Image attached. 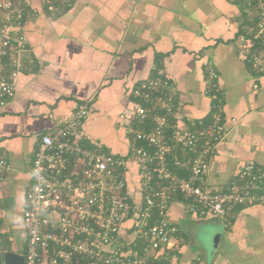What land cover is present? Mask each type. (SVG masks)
I'll list each match as a JSON object with an SVG mask.
<instances>
[{
    "label": "crops",
    "instance_id": "crops-1",
    "mask_svg": "<svg viewBox=\"0 0 264 264\" xmlns=\"http://www.w3.org/2000/svg\"><path fill=\"white\" fill-rule=\"evenodd\" d=\"M21 2L31 14L23 31L34 64L17 77L14 97L0 107L4 251L24 252L29 159L40 136L88 100L83 128L89 144L126 155L119 115L133 108L131 91L154 76V67L163 68L175 84V119L187 122L211 115L203 61L213 62L225 136L210 163L208 190L226 191L248 164L264 170V73L244 52L249 42L236 0ZM134 175L129 169L128 180ZM230 218L225 225L215 216L198 217L182 202L172 203L170 219L184 242L169 264H264V205L238 206Z\"/></svg>",
    "mask_w": 264,
    "mask_h": 264
},
{
    "label": "built area",
    "instance_id": "built-area-1",
    "mask_svg": "<svg viewBox=\"0 0 264 264\" xmlns=\"http://www.w3.org/2000/svg\"><path fill=\"white\" fill-rule=\"evenodd\" d=\"M240 1L252 11L245 26L247 36L256 35L264 43V0ZM47 9L52 11L53 5L49 3ZM29 14L21 0H0V107L14 97L17 77L34 64L23 31ZM244 52L257 72L264 73V54H250L249 45ZM203 67L206 94L212 102L207 124L202 119L170 121L176 116V86L163 68L154 67V76L131 91L133 108L119 115L127 136L126 155L89 144L83 128L88 100L74 106L70 119L40 136L29 159L23 264L168 260L184 242L168 216L177 192L189 211L198 217H218L225 225L234 207L264 205V170L252 164L243 167L226 191L206 188L210 163L225 131L218 74L211 60H204ZM177 148L184 156L192 155L179 160L174 153ZM169 157L188 174L171 171ZM129 169L143 193L141 208L133 197L130 201ZM133 202L139 207L130 217ZM4 253L0 244V264H4Z\"/></svg>",
    "mask_w": 264,
    "mask_h": 264
},
{
    "label": "trees",
    "instance_id": "trees-1",
    "mask_svg": "<svg viewBox=\"0 0 264 264\" xmlns=\"http://www.w3.org/2000/svg\"><path fill=\"white\" fill-rule=\"evenodd\" d=\"M238 3H239V5H240V7L242 8V10H243V23L245 24V26L246 25H249L250 24V21L248 20V18H249V16H250V13H251V15H252V11L251 12H248L247 10H246V8L243 6V4H242V2L240 1V0H236ZM255 21L257 20V18L256 19H254ZM247 40H248V42H249V47H250V54H253L255 51H260L259 49H262V51H264V43H262L261 42V40L256 36V35H251V36H247V38H246ZM264 54V53H263ZM249 60H250V62L252 63V60H251V58H250V56L248 55V57H247ZM175 101H176V97H175V99H174ZM176 102H175V111H176ZM203 120V122L205 123V124H207V123H209L210 121H211V115L209 116V117H207V118H205V120L204 119H202ZM170 121L171 122H175L176 121V119L174 118V117H171V119H170ZM223 124H224V121H223ZM175 154H176V156H177V158L179 159V160H181V159H183V158H186V156H191L192 154L190 153V152H188V154L187 155H183L182 154V151H181V149H179V148H177V150H175V152H174ZM168 166L170 167V169H171V171H173V172H175V173H180L181 175H183V176H186L187 174H188V171H186L185 169H182V168H179V167H177V166H175L174 165V160L172 159V158H168ZM206 183V182H205ZM127 185H128V187L132 190V191H130L131 193V203H132V197L134 198V200H135V202L137 203V204H140V208L142 207L141 206V196H142V192L140 191V190H138V188H137V185H136V178L134 177V179H132L131 178V180H128V182H127ZM208 190V189H207ZM136 191H138V192H136ZM210 191V190H209ZM212 192H214V191H212ZM172 199V203H174V202H182V203H184V204H186V202L187 201H185L184 200V198L182 197V195L179 193V192H177V193H175L174 194V197L173 198H171ZM135 202H133V204L135 203ZM171 203V204H172ZM138 207H139V205L136 207L135 206V204H134V206H133V209L131 210V214H130V217H132V213L134 214V213H136L137 212V210H138ZM171 207V206H170ZM170 207H169V212H168V216H169V219H170ZM236 207H234L233 209H232V212L234 211V209H235ZM231 215H232V213H231ZM231 219V218H230ZM170 221H171V219H170ZM171 223H173L172 221H171ZM230 223V222H229ZM228 223V224H229ZM177 228H178V226L175 224V223H173ZM228 224H226V225H228ZM178 233H179V236H181L182 238H183V235H182V233H181V231L178 229ZM181 247V246H180ZM180 249V248H179ZM179 252V250L178 251H176L175 253H174V256L173 257H175L176 256V254ZM173 257H171L170 256V259L171 258H173ZM161 257H159V258H155L154 260H152L151 262H149L150 264H169V262H170V259H168V260H165V259H160Z\"/></svg>",
    "mask_w": 264,
    "mask_h": 264
},
{
    "label": "water",
    "instance_id": "water-1",
    "mask_svg": "<svg viewBox=\"0 0 264 264\" xmlns=\"http://www.w3.org/2000/svg\"><path fill=\"white\" fill-rule=\"evenodd\" d=\"M4 264H23V255L12 251H5Z\"/></svg>",
    "mask_w": 264,
    "mask_h": 264
}]
</instances>
